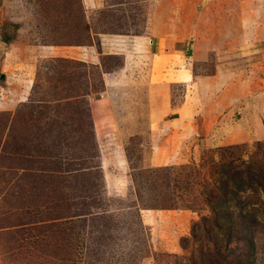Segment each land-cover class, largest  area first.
<instances>
[{"label":"rangeland","instance_id":"rangeland-1","mask_svg":"<svg viewBox=\"0 0 264 264\" xmlns=\"http://www.w3.org/2000/svg\"><path fill=\"white\" fill-rule=\"evenodd\" d=\"M157 31L212 48L179 64L203 82L149 79L120 34ZM103 33L97 64L41 47ZM229 162L264 264V0H0V264H237L205 200Z\"/></svg>","mask_w":264,"mask_h":264},{"label":"crops","instance_id":"crops-1","mask_svg":"<svg viewBox=\"0 0 264 264\" xmlns=\"http://www.w3.org/2000/svg\"><path fill=\"white\" fill-rule=\"evenodd\" d=\"M93 2L94 0H86V3H90ZM166 29V25L164 26ZM168 29L169 28L168 26ZM109 34H101L100 38H99V43H87V44H82L81 46L79 45H54V44H47V45H41V47H44L45 50L43 52H48L49 50H51V52L57 53L58 55H62V53H67L70 55H75L76 57H70L72 59H79V61H82L84 63H92V64H97L100 62V57L103 56H111V55H115L114 53L112 54V52H107V47H109V39L108 36ZM120 36H123L120 40L124 42L127 41V39H129V41H133L134 42V49H136V51H140V49H142L143 53L140 55H137L136 57L139 58L140 57H148L149 61L148 64H154L150 74L148 75L149 79L151 81H154L155 84L161 88V91H164V89L166 88V86H169V84L175 83V82H188V80H192L194 78L197 79V83L203 82L201 80V77L196 76L192 70H189L186 67L181 68L179 64H181L180 62L183 60V62H185L186 64H193L194 62H203L205 61L208 56L210 51L212 50L211 47H209L205 42L204 45L202 46L201 49H198L197 46H195L194 48H188V55H184L183 52V48H184V44L187 41L186 38L182 39L179 38V46H177L178 51L181 50V53L177 54V50H174L175 48H173V46L175 45L176 40L170 37H167L165 34H162L160 32L157 31V33H152V34H133V35H125V34H120ZM99 45V46H98ZM173 55L178 56V58H176V61L172 62L170 57H175ZM100 56V57H99ZM131 52L126 51V53L123 54L122 56V63L121 64H140V62L138 61H132L131 60ZM191 59V62H189V60ZM188 61V62H186ZM174 62H176L175 64H178V67H175L176 69H174L172 72L169 71V68H172L173 66H171L170 64H174ZM186 66V65H185ZM154 70H156L154 72ZM224 77L226 76V74H222ZM216 75H212L209 76V79H213L214 77H216ZM109 77L104 76L102 79L104 80V84L105 81L107 83V81L109 82L110 80L108 79ZM200 78V79H199ZM205 79V78H204ZM162 94L164 92H161ZM95 100V99H94ZM96 107L99 105V103H103V100H96L94 101ZM97 127H100V123L98 122V118L95 120Z\"/></svg>","mask_w":264,"mask_h":264},{"label":"trees","instance_id":"trees-1","mask_svg":"<svg viewBox=\"0 0 264 264\" xmlns=\"http://www.w3.org/2000/svg\"><path fill=\"white\" fill-rule=\"evenodd\" d=\"M9 37H5L6 41H9ZM229 164L223 163V184L220 185L223 188V191L220 192L218 190H208L205 195V200L209 205L212 213H213V223L212 227L216 228L219 232L226 233V236H229V241L232 239H236L239 242L245 241L247 242L246 250L240 246L239 242L237 243V249L235 247H231L229 249V255L226 257L232 256L233 259L237 262V264H253V257L251 251L253 250L255 244L253 237L252 228L254 227L251 221L247 219V215L242 211L240 200V192L244 191L249 184H252L250 180L243 178L242 174L234 170L231 172L234 166L229 168ZM232 165V164H231ZM254 186H259L264 189V176L261 181L259 177L257 178L256 184ZM234 205H238L240 211L234 214V209L231 210V207ZM234 214V215H233ZM252 231V232H250ZM242 249V250H241ZM245 255V256H244ZM246 257V261L245 258ZM245 262V263H244Z\"/></svg>","mask_w":264,"mask_h":264}]
</instances>
